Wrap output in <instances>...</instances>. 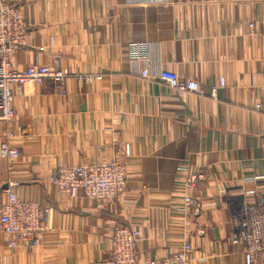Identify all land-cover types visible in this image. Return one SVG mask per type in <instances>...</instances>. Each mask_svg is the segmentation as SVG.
I'll use <instances>...</instances> for the list:
<instances>
[{"label":"crops","instance_id":"0c3cea01","mask_svg":"<svg viewBox=\"0 0 264 264\" xmlns=\"http://www.w3.org/2000/svg\"><path fill=\"white\" fill-rule=\"evenodd\" d=\"M8 1L32 25L18 69L40 63L101 78L72 76L65 95L52 79L15 87L23 133L11 141L14 163L0 154V203L12 181L21 199L50 208V223L32 250L8 248L0 229V264H112L105 236L117 223L141 229L138 264L186 240L191 264H245L243 248L227 241L237 219L229 200L241 197L244 177L264 174V112L254 109L264 102V0ZM134 43L149 46L151 75L166 67L205 93L142 78L128 59ZM221 76L228 86L212 98ZM4 130L0 119V145ZM126 144V188L113 201L64 195L48 180L59 166L109 160ZM182 164L204 173L185 214Z\"/></svg>","mask_w":264,"mask_h":264},{"label":"built area","instance_id":"2783aa9c","mask_svg":"<svg viewBox=\"0 0 264 264\" xmlns=\"http://www.w3.org/2000/svg\"><path fill=\"white\" fill-rule=\"evenodd\" d=\"M31 23L26 19L20 5L0 0V119L5 123L4 139L0 145V154L7 158L10 165L19 158L20 150L12 145V140L23 133L17 123L13 100L15 87L23 91L30 84H40L45 79H52L60 95L66 94L67 79L74 76L81 83L100 79V74L72 72L67 67H55L49 64L34 63L25 69H18L14 58L18 51L26 46ZM250 31L255 22L249 23ZM129 61L142 78L156 76L171 89L178 92H196L204 94L199 81L185 77L166 67H160L155 75L149 72L151 54L146 43H134L130 46ZM228 86L225 76L210 84L209 96L217 98L221 90ZM256 111L264 112V102L255 104ZM131 147L126 144L109 160L96 163H83L71 166H59L48 177L49 182L59 193L69 196H83L95 203L104 204L117 199L125 190L128 176V159ZM12 167V166H11ZM184 176L182 190L183 203L178 207L187 213L194 204L193 191L197 183L204 178L203 171L192 169L182 164L178 168ZM242 195L239 199H230L229 204L235 208L237 219L227 241L243 249L245 264H258L264 261V193L258 182L264 181V174L242 179ZM6 200L0 203V229L6 236L7 247L28 250L43 245V237L49 229L50 208L34 200L21 199L12 181L4 189ZM142 238L139 227L131 224L117 223L108 229L105 243L111 254L112 264H138V245ZM193 245L189 240L183 241L178 249L162 257L145 256L141 264H191Z\"/></svg>","mask_w":264,"mask_h":264}]
</instances>
